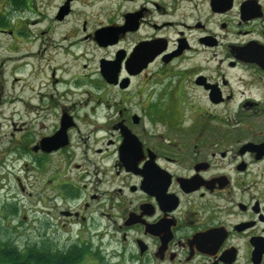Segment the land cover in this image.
<instances>
[{
	"label": "flooded vegetation",
	"instance_id": "flooded-vegetation-1",
	"mask_svg": "<svg viewBox=\"0 0 264 264\" xmlns=\"http://www.w3.org/2000/svg\"><path fill=\"white\" fill-rule=\"evenodd\" d=\"M0 19L26 48L7 49L20 53L4 59L17 63L6 107L40 118L10 137L30 158L21 171L36 169L42 252L52 240L56 264H264V0H0ZM78 49L71 70L54 61ZM90 49L106 51L92 73ZM40 56L43 87L35 67L20 76Z\"/></svg>",
	"mask_w": 264,
	"mask_h": 264
},
{
	"label": "rangeland",
	"instance_id": "rangeland-1",
	"mask_svg": "<svg viewBox=\"0 0 264 264\" xmlns=\"http://www.w3.org/2000/svg\"><path fill=\"white\" fill-rule=\"evenodd\" d=\"M51 16L52 13L49 12L48 19H50ZM0 22L3 21L0 19ZM1 25L2 27H5L7 24L3 22ZM64 33L65 31H62V28L53 29L51 31V38H46L45 41H47L49 44H52V46L57 47V44L61 42V39L64 37ZM24 46L25 45L22 44H10L4 38V35L0 34V61H4V59L8 57H16L20 53H11L7 50L8 48L18 51L22 48L24 50ZM30 47L33 48L32 52L37 53L36 48L39 47V43L35 44L34 46H31L30 44ZM76 51L78 55L75 57L72 55L57 54L55 55L54 61L57 63H64L65 60H70L71 70L72 66L74 65L75 58H79V56L81 55L80 53L83 52V49H78ZM86 52L87 53L85 58L88 57L87 59H91V61L87 62L89 67L86 70L91 73L95 72V69H97V58H99L101 55L106 54V51L90 49V53H88L87 50ZM44 60L45 59H41V56L38 58H33L32 60H30L31 66H28L29 69L27 68L23 70L22 73L20 72V76L21 74L24 75L30 73L31 70H33L35 67L34 72L36 73V75L33 76V74H31L30 80L34 81V84L36 86L43 87L46 72L50 70L46 66V63L43 62ZM16 65V62L12 63L11 61H4L3 65H0V73L2 75L1 80L3 82V93L0 95V246L17 248L24 253L25 251L34 249L32 251H38L47 256L51 254L54 258V255L56 254H54V252H50L49 248V245H52L53 247L55 246V243L52 240L43 241V243L45 244L43 252L41 251L42 248L39 246L42 239L40 236L39 228L41 226V222H43V219L41 215V209L39 206H37L38 186L36 184V178H34L36 177V169H33L31 167L25 173L21 171L19 167H21L23 159L30 158L27 157L26 154H24L22 145L18 140H16V137H19V132H15V135L10 137V134L13 131L12 122L18 123L19 125L22 122H27L28 127L33 128L37 126V121H40V118L38 117V115H35V112L25 113L22 105L15 106L13 109L6 107L8 102L10 101L8 97L11 96L12 98L17 96V93L15 92L12 94L11 87H8V79L10 78L12 73H15L13 66L16 67ZM73 71H75L77 74L79 72H82L79 65H76ZM17 84L19 83L17 82ZM11 160L13 161V165ZM16 177L20 179L22 185L20 184L19 179L17 180ZM9 182L10 184L14 182L12 191L8 189L10 188ZM27 182L33 183L34 185L33 187H28L29 190L27 189V191L29 192V194L20 189L21 186L27 187ZM30 192L32 194H30ZM10 196L13 197L12 201L9 200Z\"/></svg>",
	"mask_w": 264,
	"mask_h": 264
},
{
	"label": "trees",
	"instance_id": "trees-1",
	"mask_svg": "<svg viewBox=\"0 0 264 264\" xmlns=\"http://www.w3.org/2000/svg\"><path fill=\"white\" fill-rule=\"evenodd\" d=\"M32 250L34 249L24 253L17 248L0 246V264H56L55 261H52L54 258L51 254L47 256ZM67 264H73V260Z\"/></svg>",
	"mask_w": 264,
	"mask_h": 264
},
{
	"label": "bare ground",
	"instance_id": "bare-ground-1",
	"mask_svg": "<svg viewBox=\"0 0 264 264\" xmlns=\"http://www.w3.org/2000/svg\"><path fill=\"white\" fill-rule=\"evenodd\" d=\"M21 65H25V64H27L28 62H26V61H24V60H21L20 62H19Z\"/></svg>",
	"mask_w": 264,
	"mask_h": 264
}]
</instances>
